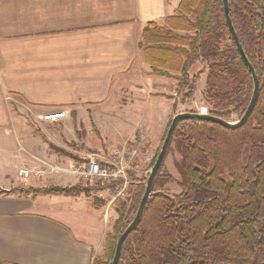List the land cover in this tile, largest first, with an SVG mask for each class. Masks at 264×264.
<instances>
[{
	"label": "crops",
	"instance_id": "obj_1",
	"mask_svg": "<svg viewBox=\"0 0 264 264\" xmlns=\"http://www.w3.org/2000/svg\"><path fill=\"white\" fill-rule=\"evenodd\" d=\"M179 1L0 0V264H90L105 234L102 210L80 196L11 191L18 168L36 164L25 152L63 167L76 164L54 153L30 123L65 110L63 119L43 122L69 129L85 115L95 120L126 94L131 104H153L131 115L147 122L157 114L149 135L156 143L169 117L183 110L172 112L176 80L153 73L138 43L144 25L163 24ZM44 134L59 152H103L90 135Z\"/></svg>",
	"mask_w": 264,
	"mask_h": 264
},
{
	"label": "trees",
	"instance_id": "obj_2",
	"mask_svg": "<svg viewBox=\"0 0 264 264\" xmlns=\"http://www.w3.org/2000/svg\"><path fill=\"white\" fill-rule=\"evenodd\" d=\"M228 7L259 80L256 103L245 123L235 128L198 118L177 122L170 142L175 139L181 147L182 190L175 195L155 191L157 170L117 264H264V0H228ZM138 47L153 73L176 80V92L181 90L183 98L192 100L205 72L202 93L208 113L223 117L229 106L240 111L239 118L244 113L253 81L228 30L222 0H180L163 24L144 25ZM195 64L199 68L193 72ZM142 188L133 195L137 204ZM11 191L24 196L38 192ZM44 191L86 193L80 185H54ZM121 222L119 217L113 225L118 236L114 231L105 234V257H96L94 264L112 261L117 239L128 225Z\"/></svg>",
	"mask_w": 264,
	"mask_h": 264
},
{
	"label": "rangeland",
	"instance_id": "obj_3",
	"mask_svg": "<svg viewBox=\"0 0 264 264\" xmlns=\"http://www.w3.org/2000/svg\"><path fill=\"white\" fill-rule=\"evenodd\" d=\"M198 68L199 64H195L192 71L194 72ZM204 82L205 72L201 73L198 77L192 100L183 98L182 91L178 90L176 96H174L176 97L175 101L172 103V112H175L176 109L195 112L199 106H206L208 108L209 103L204 99L202 93ZM129 99H131V97L128 98L126 94H123L122 97L114 100V105H111L109 109L107 107L101 108L98 114H95V120H91L85 115L82 120L78 118L70 123L68 127L69 129H65L60 125L45 124L42 120L30 123L33 127V134L40 135L45 141H51L49 142L51 146L50 149L53 150L54 153L63 155L64 157L66 156L68 159L74 158L75 165L81 167L84 166L89 158H93L109 171H118L115 178L83 179L77 174L70 172H54L46 169L39 176L32 174L29 178H17L16 186L12 189H37L38 192L45 193L44 190L49 186L80 185L86 189V193H81L79 196L88 199L93 206L103 211L105 216V234L114 231L113 225L119 217L122 218V226H126V224H128V222L134 217L139 204L133 200V195L138 189V186L141 185V187H145L150 169L161 147L162 138L165 134L168 123L173 117L172 115L169 117L163 131L161 132L159 140L156 143H152L149 135L150 133H155L157 130V114L154 115V112H152L153 114H150L149 116L147 115L152 118L148 119L147 122L133 120L131 114L134 113V108L142 107L141 111H143V108L145 109V106L148 105V110H150L153 108V104H148L147 101L144 106H139L135 105L136 102L132 104L129 103ZM227 109L229 112H226L222 118L230 122L237 121L240 111L234 110L232 106H229ZM44 133H72L77 138H83L85 135H90L94 142L92 144L93 146H91L99 148V144L102 143L104 146L102 147L103 152L101 151V154H69L66 150H61V152H59L56 144H54L51 139L48 140ZM132 150L135 152L131 153ZM247 154L248 147L243 151L244 159ZM21 156L27 159H32V157H34L33 160H35V165L37 166L30 165L26 163V161L23 164L29 166V169H32L33 171L40 169V166L43 165L40 160H45L54 165H58L57 163L43 159L41 155L37 154L34 155L25 152ZM181 160V147L174 139L170 142L161 166L159 167L156 182L153 185L155 191H163L169 195H175L182 190V176L180 170ZM71 167L72 166H64L63 168L70 170ZM2 182L3 181L0 178V183ZM121 213H123V216H120ZM114 234L118 236L116 231H114ZM104 238L101 245L94 252L90 264H94V260L98 256L105 257ZM129 244H133L132 238L130 239ZM107 262L110 264L111 260L108 259ZM122 264H125V260L122 261Z\"/></svg>",
	"mask_w": 264,
	"mask_h": 264
},
{
	"label": "water",
	"instance_id": "obj_4",
	"mask_svg": "<svg viewBox=\"0 0 264 264\" xmlns=\"http://www.w3.org/2000/svg\"><path fill=\"white\" fill-rule=\"evenodd\" d=\"M222 3H223V12H224L225 21H226V24L228 26V30H229L232 38H233V41L235 43L237 52H238L239 56L241 57L242 61L244 62L245 66L248 68V70L252 76L253 90H252V95L250 97L248 105H247L246 109L244 110V113L242 114V116L235 122L227 121L222 117L214 116V115H211L209 113L199 114L197 112L182 111V112H178V113L173 115V117L171 118L170 124L168 126L167 132L165 134V137L163 139V142L161 144L160 150H159L157 157H156V159H155V161H154V163L150 169L149 175H148L147 180H146L145 189H144V192H143L141 199L139 201L136 213H135L132 221L127 225V227L122 231V233L119 235V237L117 239L111 264H117L119 257H120V252H121L123 241L125 240L127 235L132 231V229L136 226V224L138 223V221L141 217V214H142L143 208L146 204V201H147L149 195L151 194V187H152V181H153L154 175L156 174L157 170L159 169V167L161 165V162H162L163 157H164L165 152H166V148L170 142L172 133L176 127L177 122L180 119L198 118V119L216 122V123H218L222 126L228 127V128H235V127L241 126L245 123V121L247 120L252 108L254 107V105L256 103V100L258 97V91H259V80L257 78L256 72H255L252 64L250 63V61L248 60L247 56L244 53V50L241 46L238 35H237V33L234 29V26L232 24L231 18L229 16L228 0H222Z\"/></svg>",
	"mask_w": 264,
	"mask_h": 264
},
{
	"label": "built area",
	"instance_id": "obj_5",
	"mask_svg": "<svg viewBox=\"0 0 264 264\" xmlns=\"http://www.w3.org/2000/svg\"><path fill=\"white\" fill-rule=\"evenodd\" d=\"M199 114H207L208 108L206 106H199L197 107V110L195 111ZM50 113H54L53 115H47ZM56 116V117H52ZM66 117V111L65 110H56V111H48V113H44L41 115V120L44 122H54L63 119ZM135 151L132 150L131 153H134ZM43 165L40 166V169L38 170H32L26 167H20L17 170V175L20 178H29L32 174L39 176L42 174L46 169L54 172H70L73 174H77L80 178L83 179H109V178H115L117 176L116 170L109 171L107 168L102 166L100 163H98L95 159L89 158L88 161L84 164L83 167L81 166H72L69 169L60 167L58 165H54L51 162H47L45 160H40Z\"/></svg>",
	"mask_w": 264,
	"mask_h": 264
}]
</instances>
